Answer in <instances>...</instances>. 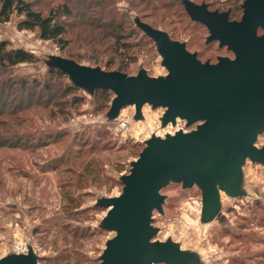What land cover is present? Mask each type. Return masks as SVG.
Here are the masks:
<instances>
[{
    "label": "rangeland",
    "instance_id": "374dc122",
    "mask_svg": "<svg viewBox=\"0 0 264 264\" xmlns=\"http://www.w3.org/2000/svg\"><path fill=\"white\" fill-rule=\"evenodd\" d=\"M228 1L218 0L213 8L230 6ZM118 7L137 17L128 2L121 1ZM18 21L14 16L1 24V39L9 41L13 48L33 53L39 61L19 64L5 78L30 81L35 78L43 82L49 65L62 60L65 65H61L67 69L80 66L116 71L121 64L117 60L109 65L115 55L106 46L94 53H87L76 44L61 51L52 41L40 39L37 31L18 30ZM167 30L174 39L189 44L192 52H201L202 62L234 58L227 47L217 42L209 44L210 34L200 25L179 21L167 26ZM142 42L144 48L129 63L126 73L135 76L143 71L152 77L166 76L168 72L156 45L147 40ZM74 81L70 74L58 81L57 86L63 92L66 84ZM80 88L76 94L83 102L71 108V95L61 97L60 93L49 105H33L25 114L29 118L27 125L7 119L9 128L0 126L7 136L13 137L11 132L15 131L17 137H28L25 145H33L28 150L0 148V156L11 154L8 155L11 161L0 159V259L28 254L31 249L39 264H74L80 257L88 260L83 264L99 263L108 240L115 235L101 230L109 208L99 207L100 204L122 193L121 178L130 173L148 139L165 138L179 131L188 133L198 126L182 119L163 125L166 109L149 104L143 106L141 115L134 106H127L115 116L112 107L115 96L107 107L99 110L91 89ZM40 89L42 86L37 91ZM56 103L59 105L55 106ZM59 108L65 114H60ZM256 145L264 146V132L258 135ZM61 156L70 161L60 163L54 170L52 162ZM70 165L82 176L67 172ZM69 180L74 182L72 191L79 203L75 210L69 206L79 213L73 217L63 210ZM161 194L164 202L152 216V224L157 228L153 241H172L198 256L201 264H264V161L246 160L240 167L236 195L221 192L210 215L205 213L197 184L185 187L183 182H170Z\"/></svg>",
    "mask_w": 264,
    "mask_h": 264
},
{
    "label": "water",
    "instance_id": "95a60500",
    "mask_svg": "<svg viewBox=\"0 0 264 264\" xmlns=\"http://www.w3.org/2000/svg\"><path fill=\"white\" fill-rule=\"evenodd\" d=\"M186 7L191 18L209 30L208 41L227 47L233 59L202 62L184 43L138 22L157 45L168 72L164 77L143 71L129 76L93 67L67 69L63 60L49 65L71 74L75 85L92 93L113 91L115 116L127 106L141 115L149 104L166 109L163 125L177 119L198 123L188 133L148 139L130 173L121 178L122 193L100 204L109 208L100 227L115 235L96 264H201L198 256L172 241H153L157 228L152 216L164 202L162 189L170 182H183L185 187L197 184L209 214L221 192L236 195L240 167L246 160L264 161V146L256 145L264 132V34H259L264 28V0H244L240 20H230L228 11H212L206 4L188 1ZM0 264L39 262L30 249L28 254L8 255Z\"/></svg>",
    "mask_w": 264,
    "mask_h": 264
},
{
    "label": "trees",
    "instance_id": "16d2710c",
    "mask_svg": "<svg viewBox=\"0 0 264 264\" xmlns=\"http://www.w3.org/2000/svg\"><path fill=\"white\" fill-rule=\"evenodd\" d=\"M121 1L128 2L130 8L135 10L137 17L127 10L119 9L118 4ZM188 1L198 5L206 4L212 11H228L230 20H240L243 15L244 0L242 3H240L241 0H229L226 3L230 2L231 5L225 8L221 6L213 8L218 0H200L199 2L197 0H0V26L16 16L19 19L18 30L37 31L40 39L52 41L61 51L71 49L73 44L85 48L87 53L98 52L99 47L106 46L115 55V59L109 65L119 60L121 64L116 71L128 75L126 70L129 63L144 48L142 41L147 40L156 45L138 22L164 31L174 41L178 40L174 39L173 34H170L167 26L179 21H188L208 30L205 25L191 18L186 7ZM260 31L264 34V28ZM179 42L184 43L187 50L192 52L189 44L184 41ZM207 42L209 44L219 43L218 41H208V39ZM192 53H196L200 59L201 52L193 51ZM38 61L39 58L33 53L23 48H13L9 41L1 39L0 27V126L8 127L7 119L16 124L19 123V125H27L29 118L25 114L33 105L41 106L44 103V106L49 105V102L60 93L61 97L64 94L71 95L70 108L83 102V98L76 94L77 90L81 88L74 83L66 84L65 90L60 91L61 88L57 86V82L69 75L56 66L48 67L43 82L37 81L35 78L31 81L28 78L14 80L11 76L5 78L7 73L17 65L37 63ZM39 86H42V89L37 91ZM93 95L94 100L98 103L97 109L102 110L109 105L115 94L109 89H96ZM58 105L56 103L55 106ZM57 111L60 114H65V111L60 108ZM10 128L12 130L13 126L10 125ZM11 133H13V137L7 136L6 131L4 133L0 131V148L11 150H22L23 147L24 150L32 148L31 144L25 145V138L28 137H17L15 131ZM8 155H1L0 159L11 161V156ZM64 161L69 162L70 160L62 156L54 159L52 162L54 170L58 169L57 166ZM87 165L84 166L87 167ZM66 169L67 172L78 174V177L82 176L74 165H70ZM73 183L72 180L66 182V204L63 209L65 214L67 212L70 217L79 214L69 208L72 206L75 210L79 207V203L76 201L78 196L74 195L72 191ZM64 226L66 225L64 224ZM101 230L108 231L102 227ZM84 262H88V260L80 257L79 260H75L74 264H83ZM89 264L93 263L89 261Z\"/></svg>",
    "mask_w": 264,
    "mask_h": 264
},
{
    "label": "built area",
    "instance_id": "2783aa9c",
    "mask_svg": "<svg viewBox=\"0 0 264 264\" xmlns=\"http://www.w3.org/2000/svg\"><path fill=\"white\" fill-rule=\"evenodd\" d=\"M122 125L125 126V122H123Z\"/></svg>",
    "mask_w": 264,
    "mask_h": 264
}]
</instances>
